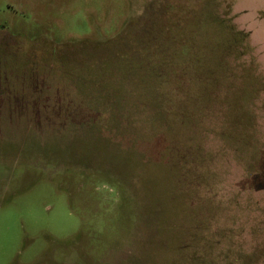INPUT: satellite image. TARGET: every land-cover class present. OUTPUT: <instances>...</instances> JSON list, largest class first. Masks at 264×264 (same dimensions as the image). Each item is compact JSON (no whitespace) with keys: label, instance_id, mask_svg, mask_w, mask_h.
Here are the masks:
<instances>
[{"label":"rangeland","instance_id":"374dc122","mask_svg":"<svg viewBox=\"0 0 264 264\" xmlns=\"http://www.w3.org/2000/svg\"><path fill=\"white\" fill-rule=\"evenodd\" d=\"M0 264H264V0H0Z\"/></svg>","mask_w":264,"mask_h":264},{"label":"trees","instance_id":"16d2710c","mask_svg":"<svg viewBox=\"0 0 264 264\" xmlns=\"http://www.w3.org/2000/svg\"><path fill=\"white\" fill-rule=\"evenodd\" d=\"M123 52L126 53V51H123ZM123 55H125V54H123ZM126 55H127V54H126ZM99 58H100V57H99ZM101 58H104V57H101ZM107 58H109V57H107ZM142 72H143V70H142ZM142 72H141L140 74H138V69H137V70H136V75L141 77ZM95 86H96V85H95ZM95 86H92V87H95ZM77 89H78L79 92H82V91H80V90H81V86H78ZM106 101H108V102H106ZM105 102H106V103H110L113 107L115 106L116 108H120V104H119L118 102H116V101L109 100V99H105ZM162 102H163V101H162ZM162 102H161L159 99H155V100L151 99V100H149V102H148V106H149L150 108L154 109L155 112L157 113V115L161 116V114L159 113V110H160V108H161V105H160V104H161ZM108 122H109V124L112 125V126L114 125V123H116V122H114V121H111V119H109ZM116 124H117V123H116ZM110 125H109V126H110Z\"/></svg>","mask_w":264,"mask_h":264}]
</instances>
